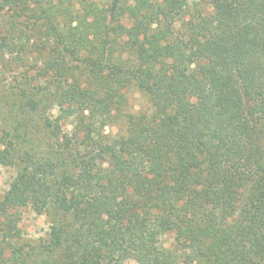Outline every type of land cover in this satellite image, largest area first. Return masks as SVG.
I'll use <instances>...</instances> for the list:
<instances>
[{"label":"trees","instance_id":"16d2710c","mask_svg":"<svg viewBox=\"0 0 264 264\" xmlns=\"http://www.w3.org/2000/svg\"><path fill=\"white\" fill-rule=\"evenodd\" d=\"M192 3L0 0V63L25 68L0 70V264H264V0ZM27 205L58 215L37 246L9 220Z\"/></svg>","mask_w":264,"mask_h":264},{"label":"rangeland","instance_id":"374dc122","mask_svg":"<svg viewBox=\"0 0 264 264\" xmlns=\"http://www.w3.org/2000/svg\"><path fill=\"white\" fill-rule=\"evenodd\" d=\"M192 2H195L198 5L201 4V8L205 10L208 9V11H210V7H205V8L203 7L202 4H204V0H192ZM195 3L192 4L195 5ZM194 9L196 10V8ZM126 21L127 20L125 19V22ZM8 59H10V57ZM19 65L15 64L14 61L10 63L7 61L6 63L5 62L0 63V70L3 71V73H1V76L5 77L4 83L6 85L10 82H13L16 76L21 75L20 74L21 70L25 69ZM31 73H33V71H31ZM8 95H10L8 90L0 93L1 101L12 99ZM109 99L110 101H112L111 102L112 105H115L114 100L118 99V96L112 98L110 97ZM10 104L5 105L3 109L6 110L5 108H8ZM119 106L124 111L134 112L141 108L148 107V102L141 92H139L136 88H131L123 93V97H121L119 101ZM56 110L57 108H54L53 111L55 112ZM9 118L11 117H8L7 119L8 123H9ZM14 124L16 126V121L12 125ZM40 127L41 124H38L32 126L31 129L29 128L25 130V132L29 134L27 138L26 136L23 138L26 139L29 143H32L34 137L36 139L37 137H40V134L38 133ZM121 128L122 126L120 125L106 127V132L112 131L113 133H115L116 131H118V129ZM28 142L26 144H28ZM35 143H45V142H42L41 140H36ZM14 175H15L14 169L10 167L0 166V200L3 198L6 190H8L10 186V182L12 181ZM145 179L146 178L144 176H139V175L131 177L129 183L130 187L128 188V190H131L134 187H140L142 182H145ZM125 193L127 192L124 190L113 191L109 194V197L106 200V202L100 205L97 212V221L100 225L112 224L117 217L122 215L123 213L122 208L124 207V203H125L123 196L125 195ZM10 212L12 213L9 219L11 223L15 224L18 228H20L21 233L23 235V239L30 242L34 246H37L40 243V241H42L43 238L48 236L50 225L53 223V219L58 217V215H55L54 213H49V211L45 209L39 212L31 205L19 207L16 209H11ZM161 241L165 247L173 248L175 242L174 234L172 232H168L164 234L161 238ZM123 264H138V263L136 260L132 258H128L123 261Z\"/></svg>","mask_w":264,"mask_h":264}]
</instances>
